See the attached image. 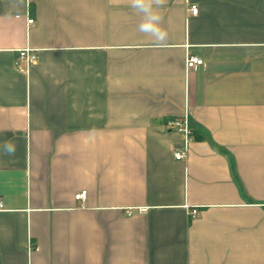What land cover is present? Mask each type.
<instances>
[{
    "label": "crops",
    "instance_id": "obj_1",
    "mask_svg": "<svg viewBox=\"0 0 264 264\" xmlns=\"http://www.w3.org/2000/svg\"><path fill=\"white\" fill-rule=\"evenodd\" d=\"M158 11L0 0V264H264V0Z\"/></svg>",
    "mask_w": 264,
    "mask_h": 264
},
{
    "label": "clouds",
    "instance_id": "obj_2",
    "mask_svg": "<svg viewBox=\"0 0 264 264\" xmlns=\"http://www.w3.org/2000/svg\"><path fill=\"white\" fill-rule=\"evenodd\" d=\"M164 3L165 0H130V7L140 17L138 31L150 36L155 47H163L168 40V32L162 27L163 16L158 11ZM4 151L12 155L15 146L6 142Z\"/></svg>",
    "mask_w": 264,
    "mask_h": 264
},
{
    "label": "built area",
    "instance_id": "obj_3",
    "mask_svg": "<svg viewBox=\"0 0 264 264\" xmlns=\"http://www.w3.org/2000/svg\"><path fill=\"white\" fill-rule=\"evenodd\" d=\"M189 9L191 10V12L193 14H197L199 12V8H198L197 4H191ZM28 22L33 23L34 19L29 18ZM19 55L25 61L26 69H28L30 64L33 63L37 59L36 50L32 49L30 47H25L23 49H20ZM201 64H203V59L201 57L190 55V54L187 56V60H186L187 70L194 69L198 65H201ZM165 125L167 128H170L172 130L183 133L186 136L187 141L191 138V135L193 133L192 126L190 123V119H189L187 114H185L183 116L168 118L165 122ZM186 153H187V148H185L182 151H176L174 153V156L177 159H183L186 157ZM85 195H86V191L84 190V191L77 193L75 195V197L77 199H83L85 197ZM2 206H3V202L0 199V207H2ZM197 213H198L197 208H193L191 210V214L193 216L196 215Z\"/></svg>",
    "mask_w": 264,
    "mask_h": 264
}]
</instances>
